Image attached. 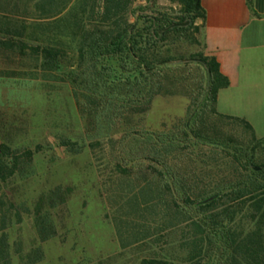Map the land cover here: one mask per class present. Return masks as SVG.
<instances>
[{
    "label": "trees",
    "instance_id": "16d2710c",
    "mask_svg": "<svg viewBox=\"0 0 264 264\" xmlns=\"http://www.w3.org/2000/svg\"><path fill=\"white\" fill-rule=\"evenodd\" d=\"M146 1L147 6H135L137 0H80L74 22L78 64L69 75L77 90L85 130L92 139L90 149L109 147L106 153L102 149L99 168L107 171L113 166L128 179V187L134 182L145 183L141 193L152 199L148 210L163 206L170 223L181 218L188 222L189 236L181 246L186 250L184 258L153 257L140 264H264V198H250L264 190V160L249 156L225 131L230 121L239 123L258 140L252 126L217 111L219 92L229 87V81L201 41L203 25L199 22L207 18L202 2L170 0L176 7L168 12L157 6L158 0ZM69 3L40 0L39 5L51 13L56 7L64 11ZM18 34L24 39L20 47L30 50L47 68L60 69L68 59L62 38L47 33ZM180 43L200 50L182 52ZM176 96L189 100L187 119L177 132L146 131L145 116L156 98ZM68 146L73 153L78 152L75 144ZM40 149L14 150L2 144L0 179L6 182L26 174ZM205 150L225 153L234 159L231 164L237 170L240 166L249 175L237 183L234 177L229 185L212 188L206 183L213 170L208 169ZM171 154H175L172 162ZM57 191L54 196L61 206L68 203L74 190ZM248 203L261 217L257 220L253 216L252 226L239 231L238 216ZM36 222L38 240L30 250L25 251L21 241L16 245L18 264L42 262L45 254L40 244L56 235L54 225L41 214ZM218 243L219 258L214 252ZM13 257L4 233L0 236V264H14Z\"/></svg>",
    "mask_w": 264,
    "mask_h": 264
},
{
    "label": "rangeland",
    "instance_id": "374dc122",
    "mask_svg": "<svg viewBox=\"0 0 264 264\" xmlns=\"http://www.w3.org/2000/svg\"><path fill=\"white\" fill-rule=\"evenodd\" d=\"M66 1L70 3L64 11L56 7L48 13L50 9H41L40 0H0V146L14 150L41 147L26 174L6 182L0 179V236L8 235L14 264H18L16 245L21 241L25 251L30 250L38 240L36 217L41 214L54 225L56 235L40 244L45 258L38 264H140L153 257L178 261L185 257L181 246L189 236L188 222L181 218L170 223L163 206L148 210L152 199L141 193L145 183L128 187V179L113 166L103 171L99 160L102 149L106 153L109 147L95 151L89 147L90 132L85 130L77 90L69 78L78 64L74 22L80 0ZM140 5L147 6V1L137 0L135 6ZM157 6L168 12L176 7L170 0H158ZM18 32L62 38L68 59L60 69L47 68L30 50L20 47L24 39ZM178 47L188 53L200 50L184 43ZM188 106L185 97L156 98L145 116V130L172 134L186 121ZM225 131L249 156L264 160V141L254 140L245 126L230 121ZM68 143L75 144L78 152L70 151ZM204 152L208 169L213 170L206 181L212 188L249 175L240 166L237 170L231 164L234 159L225 153ZM67 187L73 188V195L59 206L54 195L58 188ZM263 193L250 198H264ZM251 206L248 203L238 216L239 231L252 226L256 212ZM256 216L258 220L261 214ZM214 248L219 258V243Z\"/></svg>",
    "mask_w": 264,
    "mask_h": 264
},
{
    "label": "crops",
    "instance_id": "0c3cea01",
    "mask_svg": "<svg viewBox=\"0 0 264 264\" xmlns=\"http://www.w3.org/2000/svg\"><path fill=\"white\" fill-rule=\"evenodd\" d=\"M207 18L201 41L229 87L218 113L248 122L264 141V0H201Z\"/></svg>",
    "mask_w": 264,
    "mask_h": 264
},
{
    "label": "water",
    "instance_id": "95a60500",
    "mask_svg": "<svg viewBox=\"0 0 264 264\" xmlns=\"http://www.w3.org/2000/svg\"><path fill=\"white\" fill-rule=\"evenodd\" d=\"M183 26H187L188 25V23H186V24H182ZM256 170H259L258 168L256 169Z\"/></svg>",
    "mask_w": 264,
    "mask_h": 264
}]
</instances>
